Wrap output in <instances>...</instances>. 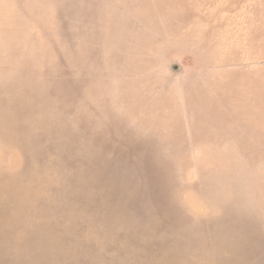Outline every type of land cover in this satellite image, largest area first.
I'll use <instances>...</instances> for the list:
<instances>
[{"label":"rangeland","instance_id":"rangeland-1","mask_svg":"<svg viewBox=\"0 0 264 264\" xmlns=\"http://www.w3.org/2000/svg\"><path fill=\"white\" fill-rule=\"evenodd\" d=\"M0 264H264V0H0Z\"/></svg>","mask_w":264,"mask_h":264}]
</instances>
